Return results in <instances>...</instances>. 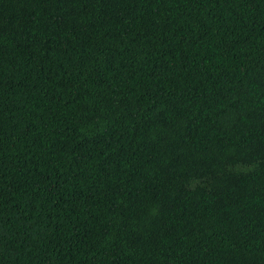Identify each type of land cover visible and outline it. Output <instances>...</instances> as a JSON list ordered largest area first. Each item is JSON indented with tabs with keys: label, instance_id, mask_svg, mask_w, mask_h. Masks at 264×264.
<instances>
[{
	"label": "trees",
	"instance_id": "1",
	"mask_svg": "<svg viewBox=\"0 0 264 264\" xmlns=\"http://www.w3.org/2000/svg\"><path fill=\"white\" fill-rule=\"evenodd\" d=\"M263 229L264 0H0V264H264Z\"/></svg>",
	"mask_w": 264,
	"mask_h": 264
},
{
	"label": "clouds",
	"instance_id": "2",
	"mask_svg": "<svg viewBox=\"0 0 264 264\" xmlns=\"http://www.w3.org/2000/svg\"><path fill=\"white\" fill-rule=\"evenodd\" d=\"M99 202H103L104 204L106 203L105 201H98L99 204V213L102 212L105 208V206H103L102 204H100ZM94 203H87L85 204L82 208L78 209V213H77V219L78 221L84 222L86 221L88 218H90L91 216H93L95 213L94 211L90 208L93 207ZM115 226L110 229L108 232L105 230L104 233H116V232H121L123 230V227L121 225H118V223L114 224Z\"/></svg>",
	"mask_w": 264,
	"mask_h": 264
},
{
	"label": "bare ground",
	"instance_id": "3",
	"mask_svg": "<svg viewBox=\"0 0 264 264\" xmlns=\"http://www.w3.org/2000/svg\"><path fill=\"white\" fill-rule=\"evenodd\" d=\"M247 99V98H246ZM246 108V107H245ZM243 112V111H242ZM247 144V143H246ZM249 149V148H248ZM259 151V150H258ZM241 155V154H240ZM234 159V158H233ZM254 159V158H253ZM231 165V164H230ZM162 190V189H161ZM244 193H245V191H244ZM226 201H227V199H226ZM250 203V202H249ZM252 207V206H251ZM234 208V207H233ZM250 210V209H249ZM215 211V210H214ZM230 211V210H229ZM217 213V212H216ZM235 213V212H234ZM228 214V213H227ZM211 216H213V215H211ZM231 218V217H230ZM229 218V219H230ZM213 219V218H212ZM234 220V219H233ZM221 221V220H220ZM236 222V221H235ZM234 222V223H235ZM263 222V221H262ZM231 223V222H230ZM224 224V223H223ZM247 225V224H246ZM249 225V224H248ZM239 226V225H238ZM245 226V225H244ZM229 229H231L230 227H229ZM249 230V229H248ZM252 230H254V229H252ZM264 230V229H263ZM252 232V231H251ZM242 233V232H241ZM247 233V232H246ZM229 236V235H228ZM217 239H219V238H217ZM239 239V238H238Z\"/></svg>",
	"mask_w": 264,
	"mask_h": 264
}]
</instances>
